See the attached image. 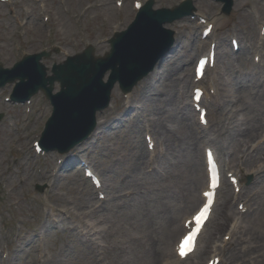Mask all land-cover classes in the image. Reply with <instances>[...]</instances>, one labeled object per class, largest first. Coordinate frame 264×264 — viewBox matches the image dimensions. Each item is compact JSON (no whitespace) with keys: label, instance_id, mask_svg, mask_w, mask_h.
Returning <instances> with one entry per match:
<instances>
[{"label":"rangeland","instance_id":"1","mask_svg":"<svg viewBox=\"0 0 264 264\" xmlns=\"http://www.w3.org/2000/svg\"><path fill=\"white\" fill-rule=\"evenodd\" d=\"M179 1L157 0V6H174ZM193 3L197 14L217 18L209 39L201 38L203 25L198 17L168 24L179 39L175 50L154 76L134 87L129 108L118 98L122 91L116 85L114 109L103 112L102 133L73 152L86 157L101 174L102 190L108 193L105 201L79 166L59 163L57 150L35 151L34 141L52 114L43 92L30 103L14 104L7 99L15 83L0 89V113H4L0 121V264H160L163 251L172 249L177 238L172 229L200 203L203 146L199 147L198 130L205 133L204 140L225 149L226 154L220 151L222 161L245 165L247 170L264 163V143L263 147L252 145L257 131L264 132V35L260 31L264 0H236L227 16L217 1ZM135 14L133 0L123 5L116 0H0V64L12 67L27 53L52 50V57L43 60L51 74L54 62L64 61L88 44L95 46L97 56L104 55L110 49L108 38L126 29ZM232 37H237L241 49L233 50ZM211 38L218 43V60L200 82L209 93L210 123L199 128L191 106L195 86L191 81L195 56L207 53ZM187 67L189 86L182 79ZM227 85L234 87V101L225 93ZM60 89L56 82L55 92ZM138 105L144 119L132 111ZM166 124L170 132L164 131ZM145 126L155 127L158 144L167 149L165 156L155 160L153 172L147 163L152 152L144 138L153 133ZM241 173L243 191L253 195L249 197L252 208L242 215V228L225 249L227 264H241L257 252L258 248L242 250L243 236H252L253 243L264 248V171L251 174L247 185L250 174ZM232 193L231 188L227 197L226 187L221 190L199 251L187 264H205L213 242L222 239L235 213L240 216ZM51 208L55 211H45ZM83 230L89 235H83Z\"/></svg>","mask_w":264,"mask_h":264},{"label":"water","instance_id":"2","mask_svg":"<svg viewBox=\"0 0 264 264\" xmlns=\"http://www.w3.org/2000/svg\"><path fill=\"white\" fill-rule=\"evenodd\" d=\"M222 1L229 13L232 0ZM151 5L140 11L128 30L111 40L112 52L104 57H95L94 48L89 47L55 64L51 76L41 63L43 56L50 55L47 52L28 55L13 68L0 65V88L19 79L13 99L25 101L41 89L52 99L55 110L41 141L43 147L66 151L86 138L94 129L96 112L108 105L114 83L119 81L124 90H130L169 48L172 31L163 28V23L193 11L188 4L174 11H153ZM107 70L112 72L109 82L104 83ZM55 81L61 83L62 90L53 95Z\"/></svg>","mask_w":264,"mask_h":264},{"label":"bare ground","instance_id":"3","mask_svg":"<svg viewBox=\"0 0 264 264\" xmlns=\"http://www.w3.org/2000/svg\"><path fill=\"white\" fill-rule=\"evenodd\" d=\"M209 19H212V20H215V19H213L212 17H208ZM175 24H177V22H175ZM242 56H244L243 54L241 55V57L239 58V61L241 60V58H242ZM159 68V67H158ZM157 68V69H158ZM157 69H155V71L151 74V76H154L156 73H157ZM184 72H185V74H184V78H182V79H185V82H186V85H188L189 86V83H190V76H191V74L189 73V67H187V68H185L184 69ZM178 77V76H177ZM145 84H147V82H144V85ZM228 86V89H226L225 88V93H226V95L229 97V100H231V101H234L235 99H234V95L233 94H231V92H234L235 90H234V87H232V86H230V85H227ZM172 98V97H171ZM264 117H261V119H263ZM104 122H105V120H104ZM101 123H103V121H102V116H101V114H99L98 115V124H99V126L101 125ZM161 123H162V121H161ZM99 128V127H98ZM98 128H97V130H98ZM163 128H164V131L165 132H170V128L168 127V124H166V125H163ZM171 130H177L176 128H171ZM154 131H155V129H154ZM97 132V131H96ZM260 132V129H259V131H257V134ZM192 134V133H191ZM198 164H200L199 163V161H198ZM201 165V164H200ZM238 168L241 170V171H243L242 170V166L241 165H239L238 166ZM259 171V170H258ZM236 172V171H235ZM226 194H227V197L231 194V192H230V187H227L226 188ZM245 205H248L249 206V204L247 203V202H245V204H244V206ZM93 211V210H92ZM91 211V212H92ZM237 223H239V219H238V221H237ZM243 223H244V221H243ZM245 228V227H244ZM179 226H178V228L176 229V228H173L172 229V235H175L178 231H179ZM238 230V228H234L233 229V231L235 232V231H237ZM253 239V237L251 236V237H245V236H243V242H245V243H249L247 246H245L244 247V249H254V248H258V250H257V252H256V255L255 256H253L250 260H251V262L252 263H254L255 261H258V263L262 260L260 257H263V255H264V248H262V245L261 244H259V243H253V242H255V240L253 239V241H252V239ZM244 243V244H245ZM243 244V245H244ZM236 253H238V252H236ZM264 262V258H263V261H262V263ZM261 263V264H262Z\"/></svg>","mask_w":264,"mask_h":264},{"label":"snow or ice","instance_id":"4","mask_svg":"<svg viewBox=\"0 0 264 264\" xmlns=\"http://www.w3.org/2000/svg\"><path fill=\"white\" fill-rule=\"evenodd\" d=\"M137 7H139V5H137ZM204 122L206 123V120ZM213 180H215V177L213 178ZM205 195H210V193H205ZM208 212H209V205L206 204L195 216V222L198 226L202 224V221L204 219H206ZM198 231H199V227H197L196 232H190L189 235L185 236L184 239L181 241L179 245V252L181 256L186 255L187 251L191 250L193 246L194 238Z\"/></svg>","mask_w":264,"mask_h":264}]
</instances>
